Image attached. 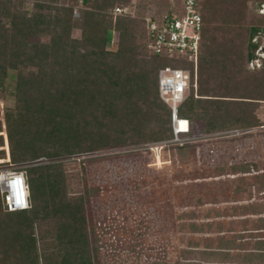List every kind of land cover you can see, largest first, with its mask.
I'll use <instances>...</instances> for the list:
<instances>
[{"label":"trees","instance_id":"16d2710c","mask_svg":"<svg viewBox=\"0 0 264 264\" xmlns=\"http://www.w3.org/2000/svg\"><path fill=\"white\" fill-rule=\"evenodd\" d=\"M27 1L0 0V102L10 92L15 103L0 110V132L4 126L12 163L117 145L129 131L138 135L149 117L157 125L150 140L172 139L171 112L158 95V72L169 66L186 67L193 73V66L181 58L155 54L144 20L181 16L183 0H140L139 19L109 15V10L123 8L128 0H31V12ZM222 3L197 0L202 20L196 69L201 98L188 97L178 109V117L188 123L191 113L206 117L207 133L258 125L255 109L264 102L263 59L260 69L243 70L239 59L231 56L232 40L226 38L230 24L211 26ZM262 4L259 1L258 6ZM77 6L81 8L78 17L74 16ZM219 30L222 40L217 42ZM259 30L249 29L247 61L255 58L260 46L253 41ZM112 31L117 33L115 50L107 48ZM220 74L228 83L247 84L250 95H211ZM9 82L14 84L11 91ZM59 167L25 169L28 209L7 212L0 202V264H6L10 252L22 264H39L34 224L48 219L56 224V240L65 245V254L54 264H92L85 250L83 200L59 197ZM253 259L264 262V251L241 257ZM43 264L50 261L44 257Z\"/></svg>","mask_w":264,"mask_h":264},{"label":"rangeland","instance_id":"374dc122","mask_svg":"<svg viewBox=\"0 0 264 264\" xmlns=\"http://www.w3.org/2000/svg\"><path fill=\"white\" fill-rule=\"evenodd\" d=\"M139 1H127L123 6L127 15L139 19ZM223 1L211 26L230 24L226 38L232 40V58H238L237 64L247 72L260 69L264 0ZM26 8L31 12V0ZM80 10L75 7L78 15ZM108 13L112 19L120 16L114 10ZM251 27L261 29L253 39L260 46L255 58L247 61ZM220 31L215 33L217 42L222 40ZM73 35L78 37L79 32ZM116 43L117 33L112 31L107 48L115 50ZM217 78L211 95H250L247 84L228 83L221 74ZM13 85L9 82L10 91ZM198 91L196 74L189 97L201 98ZM14 105L9 92L0 110ZM190 115L189 132L179 136L182 142H171L174 136L167 141L150 140L157 125L149 117L138 135L129 131L117 145L23 163L6 162L7 138L2 126L0 169L15 168L26 177L29 166H60L59 197L83 200L85 250L92 264H264L259 259L241 260L264 251V102L255 109L259 124L251 127L230 126L207 133L208 119ZM33 232L39 264L44 257L50 264L60 261L65 245L56 240V224L50 219L36 222ZM12 255L6 264L23 263Z\"/></svg>","mask_w":264,"mask_h":264},{"label":"built area","instance_id":"2783aa9c","mask_svg":"<svg viewBox=\"0 0 264 264\" xmlns=\"http://www.w3.org/2000/svg\"><path fill=\"white\" fill-rule=\"evenodd\" d=\"M183 14L164 15L159 20L145 18L144 24L152 41V50L157 55L168 58L184 59L193 66L189 68L166 66L158 72V95L171 112L173 140L182 142L180 135L189 131L186 119L178 117L179 107L190 95L192 77H196L199 42L201 39L202 20L197 11V0H183ZM114 14H127L123 8H115ZM74 16H78L74 12ZM184 123V128H181ZM164 145L167 143H163ZM6 162H9L6 143ZM0 195L3 208L7 212L26 210L29 207V189L24 173L18 169L5 167L0 169Z\"/></svg>","mask_w":264,"mask_h":264},{"label":"water","instance_id":"95a60500","mask_svg":"<svg viewBox=\"0 0 264 264\" xmlns=\"http://www.w3.org/2000/svg\"><path fill=\"white\" fill-rule=\"evenodd\" d=\"M263 52H264V43H263V48H262ZM263 65H264V57H263Z\"/></svg>","mask_w":264,"mask_h":264},{"label":"bare ground","instance_id":"6f19581e","mask_svg":"<svg viewBox=\"0 0 264 264\" xmlns=\"http://www.w3.org/2000/svg\"><path fill=\"white\" fill-rule=\"evenodd\" d=\"M181 128H184V123H181Z\"/></svg>","mask_w":264,"mask_h":264}]
</instances>
